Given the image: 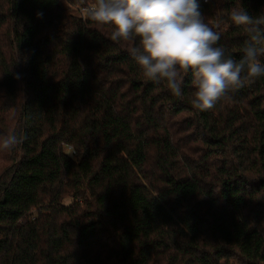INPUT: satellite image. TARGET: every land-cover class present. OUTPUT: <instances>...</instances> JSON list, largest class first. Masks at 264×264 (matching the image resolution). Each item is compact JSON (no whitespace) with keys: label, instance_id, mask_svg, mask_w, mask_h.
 Returning a JSON list of instances; mask_svg holds the SVG:
<instances>
[{"label":"trees","instance_id":"obj_1","mask_svg":"<svg viewBox=\"0 0 264 264\" xmlns=\"http://www.w3.org/2000/svg\"><path fill=\"white\" fill-rule=\"evenodd\" d=\"M91 3L0 0V136L27 137L0 151V264H264V77L197 112ZM200 4L241 58L230 9L264 0Z\"/></svg>","mask_w":264,"mask_h":264},{"label":"clouds","instance_id":"obj_2","mask_svg":"<svg viewBox=\"0 0 264 264\" xmlns=\"http://www.w3.org/2000/svg\"><path fill=\"white\" fill-rule=\"evenodd\" d=\"M83 11L90 22L111 29L113 42L130 45L146 81L180 98L190 76L191 107L197 112L214 109L231 99L230 93L264 77V15H252L241 4L228 15L247 36L239 59L219 46L221 32L206 22L200 0H92ZM26 139L14 131L0 136V151L11 152Z\"/></svg>","mask_w":264,"mask_h":264},{"label":"rangeland","instance_id":"obj_3","mask_svg":"<svg viewBox=\"0 0 264 264\" xmlns=\"http://www.w3.org/2000/svg\"><path fill=\"white\" fill-rule=\"evenodd\" d=\"M69 155H72L71 151H69L68 149L65 150ZM67 204H70V201H66Z\"/></svg>","mask_w":264,"mask_h":264},{"label":"built area","instance_id":"obj_4","mask_svg":"<svg viewBox=\"0 0 264 264\" xmlns=\"http://www.w3.org/2000/svg\"><path fill=\"white\" fill-rule=\"evenodd\" d=\"M66 149H68L69 151H71V153L73 154V151H72V149H71V148H69V147H66Z\"/></svg>","mask_w":264,"mask_h":264}]
</instances>
